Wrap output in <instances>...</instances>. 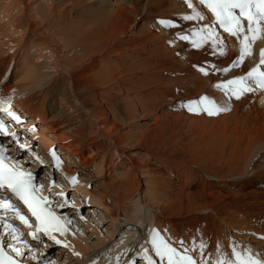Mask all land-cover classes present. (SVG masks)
Masks as SVG:
<instances>
[{
    "label": "bare ground",
    "instance_id": "6f19581e",
    "mask_svg": "<svg viewBox=\"0 0 264 264\" xmlns=\"http://www.w3.org/2000/svg\"><path fill=\"white\" fill-rule=\"evenodd\" d=\"M193 2L205 13V20L185 21L182 17L191 14L185 0H0V94L15 95L12 106L25 117L20 125L34 128L38 124L33 133L41 135L45 152L53 145L59 146L62 156L66 152L85 157L86 167L97 174L103 173L106 166L113 167L108 168L112 181L103 185L112 195L115 190L124 194L131 207L128 216L118 215L115 209V213H108V219L114 225L116 219H122L125 222L118 226L134 230L136 236L119 264L130 262L140 241L141 255L147 248L159 261L148 242L152 229L159 230L175 247L187 240L191 248L193 240L203 239L207 245L205 258L212 260L218 255V246L231 255L229 232L239 240L251 241L254 252L264 251V91L231 99L230 111L216 116L197 115L180 107L182 101L205 95L223 104L227 98L215 85L254 67L264 40L255 43L254 55L242 67L227 74L213 71L211 65L217 69L230 67L240 54V46L236 38L221 34L227 45L226 54L221 56L213 54L207 45L197 50L179 40V35L211 23L207 11ZM161 20L172 21L175 26L165 27ZM118 48L125 54L121 61V56L115 55ZM202 66L209 75L198 70ZM130 69L138 72L136 82L128 77L136 72L127 75ZM93 86H99L104 97L109 91L136 90L140 104L146 90L153 87L155 95L161 97L157 108L163 101L173 100L180 110L175 115L165 113V119L162 116L165 128L156 141L153 136L152 143L146 144L143 137L144 144L127 135L122 140L117 136L122 128L110 116L127 121L137 117L127 102L123 106L112 104L111 115L102 116L105 109L96 110L98 100L92 95ZM138 109L139 116L154 115L143 105ZM129 142L145 146L146 160H156L175 174L178 182L165 180L157 164L144 163L138 167L147 187L141 195L139 175L133 170L134 156L127 154ZM100 159L101 164L97 162ZM108 159L109 165H105ZM22 162L24 165L28 161ZM65 171L74 174L69 166ZM76 188L89 195L84 182ZM99 206L106 208L103 203ZM146 224L150 227L148 234L147 228L143 229ZM56 237L81 254L84 245L71 232L57 233ZM191 252L199 257L198 251Z\"/></svg>",
    "mask_w": 264,
    "mask_h": 264
},
{
    "label": "snow or ice",
    "instance_id": "6c2138e0",
    "mask_svg": "<svg viewBox=\"0 0 264 264\" xmlns=\"http://www.w3.org/2000/svg\"><path fill=\"white\" fill-rule=\"evenodd\" d=\"M185 2L191 9L190 15L182 17L185 21L206 19L205 13L196 7L193 0H185ZM198 2L212 14L213 21L193 29L188 34L179 35L178 39L188 42L193 49L197 50L207 45L213 50V54L223 56L226 54L227 45L218 30L221 29L224 33L236 38L240 46V54L234 58L230 67L217 69L215 65H211V69L227 74L233 68L242 67L245 60L254 55L255 43L264 40V0H198ZM160 24L165 27L175 26L169 20H161ZM198 70L205 76L209 75L206 67H199ZM215 87L227 98L223 104L205 95L198 100L181 103L180 107L187 108L193 114L216 116L230 111L228 101L231 99L240 100L246 94H254L258 90L264 91V49L259 52L258 63L244 75L218 83ZM0 113H5L17 124L23 123L21 117L12 110L11 104L3 100H0ZM29 131H35V129H29ZM0 136H11L20 149L33 152L27 142L19 143L17 134L11 132L10 127L6 126L3 120H0ZM7 153L8 149L0 146V194H3L0 195V229H3L4 233L0 235V264H25L27 260H38L36 255L38 250L29 245L25 233L12 221H18L20 225H23L28 230L27 235L44 247L47 245L43 237H47L56 245L69 247L57 239L56 234L67 235L70 231L75 234L79 229H74V221L67 216L59 215L55 208L66 207L71 201L62 191L57 194L60 197L58 200L52 199L51 192L44 195V184L36 182L34 174L23 166L20 159ZM50 155L55 162V169L60 170L61 158L54 149ZM36 159L43 164L41 157L36 156ZM69 182L73 187L79 183L77 177H71ZM51 184L53 188L59 186L56 180H52ZM7 193H10L11 197ZM21 205L27 209L30 216L21 210ZM81 219L85 217L81 215ZM148 242L160 264H264V251L254 252L251 247L240 248L235 242H233L230 256L222 251V246H218V255L215 260L205 258L204 250L207 245L203 239L199 242L193 240L191 248L185 247L184 242L179 241L178 249L159 230L152 229ZM190 251H198L199 257L192 256ZM74 255L78 256L79 253L74 252ZM142 256L147 264H157V260L149 254V249H143ZM119 261V257L115 258V264H119ZM45 264H55V261L46 259ZM110 264H112L111 261Z\"/></svg>",
    "mask_w": 264,
    "mask_h": 264
},
{
    "label": "rangeland",
    "instance_id": "374dc122",
    "mask_svg": "<svg viewBox=\"0 0 264 264\" xmlns=\"http://www.w3.org/2000/svg\"><path fill=\"white\" fill-rule=\"evenodd\" d=\"M196 3L199 5L197 0H196ZM202 8H203V6H202ZM203 10L206 11L204 8H203ZM141 24L143 26L142 22H141ZM124 39H126V37ZM228 43H229V41H228ZM117 50L119 52L118 51L115 52V55L118 54V56H121V57H119L120 61H121V59H125V56H124L125 54H123V51H120L119 48ZM126 50H125V52L127 53L128 51H126ZM128 64L131 65L132 63L129 61ZM132 70H134V69H132ZM132 70L130 72H127L128 73L127 75L134 74L136 72L134 75L128 76L130 80H133L134 82H136L137 80H135V75H137L138 72L136 70H134V71H132ZM131 78H133V79H131ZM112 88H115V87H112ZM120 91L122 92L121 94H120ZM120 91L116 90L114 93H110V91H109L107 94L108 95L114 94V96L108 97V95H106L104 97L103 95H100L103 91L100 90L99 86H93L92 87V92H93L92 95L93 96L95 95L96 99L98 100V105L96 107V110L102 111L103 109H105V112H101L102 116L104 114H105L104 116H106L108 114L111 115L109 108L112 107V104L123 106V104L125 102H127L130 106L132 113L135 115V117H137L136 119H132L133 121L130 119V117H128L130 120L127 121V119L120 118L119 116H118V118H116V120H115V118H113L114 117L113 115L110 116L112 119H114L115 123L118 124L119 127L121 126L122 129L119 132V135H117V136L120 137L122 140H124L126 138L124 136L127 135L132 140H133V138L134 139L139 138L140 140H142V142L144 144L146 143V141H147L146 144L152 143V141L154 140L153 136H155L154 141H156L158 139V137L162 134V128H165L164 123L166 121L164 122V120L162 119V116L164 118V116H167L165 113H169V112H171L172 114L175 115V114H177L176 112H178L177 110H180L176 101H173V100H170V101L165 100V101H163L164 104L162 102H159V104L162 103L163 105H160L161 107L159 106V108H157L156 104L159 101V98H161V97H158L159 95H157V94L155 95V93H154L155 88H153V87H149V90H146V93L144 94L145 96L143 95L145 98H143L141 100L142 104H140V102L138 101V99L135 95V93L139 94L138 91L135 90L136 91L135 92L134 90L133 91H127V90H121V89H120ZM141 93H143V92H140V94ZM149 94L151 97H147V95H149ZM119 95L122 97H120ZM152 96H153V98H152ZM155 96H156V98H155ZM146 97H147V99H146ZM163 99H165V98H163ZM129 101H131V102H129ZM154 101H156V102H154ZM180 103H185V102L182 101ZM141 105H143L144 108H147L146 109L147 112L152 113L154 115L153 116L149 115L150 116L149 118L145 117L144 115L139 116L140 110L138 109V106H141ZM147 106H149V107H147ZM100 107L101 108L103 107V108L99 109ZM131 107H133V108H131ZM182 108H185V107H182ZM175 109H176V111H175ZM156 116H157V118H156ZM122 119H123V121H122ZM160 119H162V120H160ZM155 121H159V125ZM176 124L178 125L179 123L176 122ZM158 131H159V133H157ZM151 132L152 133L154 132V133L152 134ZM184 133H187L188 135H190V133L187 130H185ZM150 134H152V136ZM191 134H193V133H191ZM156 136H157V138H156ZM143 137L146 138V141H145V138H143ZM191 138L193 139V137H191ZM191 138L189 140L190 142L193 141V140H191ZM143 139H144V141H143ZM129 145L130 146L128 147V149H129L130 153H127V154L128 155L131 154V156H134V157H132L134 159V164H133L134 169L133 170L137 173V175H139L138 182L141 184V195H144V193L147 191L145 179H142L143 174L140 173V170H138V167L140 168L142 166V164H144V163L148 164V165H150V164L152 165L155 163V166L157 164V167L159 169H161L163 174L166 176L164 178L165 180L167 179L168 182H170V181L178 182L177 176L175 174H172L170 172V170L167 169L166 167H163V166L161 167V165H159L158 162H156V160H154L152 158H148L149 160H146L145 157H148V156L146 155L147 149L145 146L143 147L142 145L137 144V142L136 143L135 142H129ZM131 145H132V147H131ZM130 147H131V149H130ZM42 153H45V154H41V156H40L43 159V164H41L37 159H34V158L30 159V158L26 157L25 154L20 155V158H21L20 160L21 161H28L23 166L34 169V171L37 173V177L39 179H41V181L45 182V184H48L49 181L53 180V179L56 180L57 183L58 182H60V183L64 182L65 183L67 180L71 179V177H77L79 182H81V181L84 182V186H86V190H87V193L89 192V195L88 194L85 195L83 192H79L75 186L74 188L76 189L77 192L74 191L72 196H76L75 200L78 204H72V206L70 205L71 207L65 208L64 210L61 209L58 213L59 215L67 216L69 219H72L74 221V229H79V231L75 232V234H73V231H70V232L82 243V245H84L83 249L85 251L83 249H81V254L77 256V255H74V251L71 250L70 247H67V248L60 247V246L54 244L51 240H48L47 238L43 237L44 242L47 245V247H44V245H40L38 243L32 244V246L34 248L35 247L38 248V251L36 252V254L40 260L39 264H42L41 258L54 260L55 264H93V262H95V264H110L108 262H110L111 259H114L115 256H117L118 254H121L124 249L128 248L129 246H132L136 240V236H134L135 232H133L134 230L132 231V230H130V228H123V227L118 226V223H120V225H121L125 221H122V219L118 218L115 220V222H117L116 225H114L115 223L113 224V222H111L108 219V215L111 214V212H112V214L115 213L116 210H119L118 215H121L122 217L128 216V208L131 207V205H130L131 203L124 200V198H125L124 194L115 190L114 195H112V192H111V194L108 193V191H107L108 189H106L104 187V185L109 184L112 181L113 176H111V171L108 169V168H111L112 166H110V167L106 166V168L109 170L110 175L108 172H106V171H108L107 169H105L103 173L97 174L95 169L90 170L86 167V165L84 164L85 157L81 158L79 156L76 158L75 155L67 153L68 160H66L64 158L62 160L63 161V168L66 169L67 166L71 167V170L74 172V174L72 175L70 173V175H69V172H67V171L66 172H59V171L57 172L56 171L57 172L56 173L55 168L53 166V163L50 160L49 161L46 160L48 157V155L46 154L47 152H45L43 150ZM59 153H58V155L60 156ZM132 154H134V155H132ZM39 155H40V153H39ZM61 156H62V154H61ZM64 156L65 155L63 154L62 157H64ZM44 157H46V159ZM119 158H121V159L123 158L125 160L124 157L120 156ZM144 160H146V161H144ZM97 162L98 163L100 162V164H101V159ZM126 162H128L130 165H132V163H130V161H128V160H126ZM105 165H109V159L107 160ZM105 172H106V175H105ZM49 175L51 176V179L49 178ZM202 176H204V175L201 174V177ZM213 182L216 183V181H213ZM131 184L130 183L127 184V186H125L126 189L124 188V190H127V188ZM90 193H92L93 196L90 197ZM106 193H107V195H106ZM119 193H120V195H119ZM109 194L112 196H110ZM103 196L105 197V200H102ZM113 196H114V198H113ZM116 197L118 200L116 199ZM123 201H125L124 203H126V204H123ZM100 203L105 204L106 208L99 206ZM73 205H75V206H73ZM119 206H120V208H119ZM76 209H80V211H77ZM106 209L109 212H106ZM125 214H127V215H125ZM81 215H83L85 217V219H81ZM134 228H136V227H134ZM144 228L145 229L147 228L145 230V232L148 234L149 228H150V227H148V224L144 225L143 229ZM231 234H232V232H229V237H230L231 242H235L236 244L238 243V245H240L239 246L240 248L250 247V245L253 244V243H250L251 241H245L244 242L242 240H239L236 238L235 235H233V234L231 235ZM141 239L142 238H140V240ZM182 241H184V246L187 247V244H188L187 240H182ZM140 242L142 243V241H140ZM140 242H139V245L137 246V248L133 250L135 253H133V255L131 257L134 264H146V262H147L143 258V256L141 255V252L138 251L140 249V246H141ZM62 243H64V242L62 241ZM135 245H136V243H135ZM177 248L178 249L180 248L179 243H177ZM126 251H127V249L124 250V253ZM41 253H42V255H41ZM100 253H103V254L105 253V257H104V259L98 260V259H96V257L99 256ZM108 253H110V255L107 256L106 254H108ZM191 255L196 257L194 253L192 254V252H191ZM93 258H95V259H93ZM25 264H28V262H26ZM126 264H131V263H126ZM157 264H160V262L158 260H157Z\"/></svg>",
    "mask_w": 264,
    "mask_h": 264
}]
</instances>
